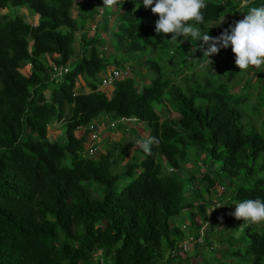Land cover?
I'll return each mask as SVG.
<instances>
[{"label":"trees","instance_id":"trees-1","mask_svg":"<svg viewBox=\"0 0 264 264\" xmlns=\"http://www.w3.org/2000/svg\"><path fill=\"white\" fill-rule=\"evenodd\" d=\"M74 2L0 0V9L40 15L34 26L17 14H0V264H185L195 250L192 242L183 251L191 236L202 237L199 246L212 250L196 230L197 219L214 229L215 217L228 210L224 222H234L239 238L230 263L215 257L213 263L264 264V222L244 223L232 215L235 203L264 199V84L253 85L240 74L235 54L227 50L209 61L199 49L193 53L195 41L174 43L171 33L157 34L158 14L139 6L140 0L117 7L108 39L99 27L84 36L79 60L57 80L55 69L76 54L77 33L100 13L85 3L73 17ZM260 3L252 1L253 7ZM206 5L204 24L189 22L202 32L233 19L213 25V37L251 7L241 8L237 0ZM107 43L118 55L105 54ZM139 56L146 73L137 70L136 77L149 80L141 91L132 77L118 81L113 96L98 91L102 71L124 69ZM27 65L29 76L21 72ZM183 69L194 77H184L181 85L176 78ZM255 77L263 83L264 70ZM242 78L245 85L235 92L232 86ZM79 79L89 93H75ZM253 89L252 110L263 117L262 129L245 122ZM162 106L180 117L162 119ZM102 116L146 123L148 138L156 139L151 155L136 148L126 161L133 142L86 155L87 127ZM56 121L64 125L63 141L47 136ZM116 129L138 138L126 123ZM189 164L198 173L206 168L199 185ZM215 196L227 205L216 207ZM208 207H216L213 214Z\"/></svg>","mask_w":264,"mask_h":264},{"label":"rangeland","instance_id":"rangeland-1","mask_svg":"<svg viewBox=\"0 0 264 264\" xmlns=\"http://www.w3.org/2000/svg\"><path fill=\"white\" fill-rule=\"evenodd\" d=\"M240 1V7L244 8V7H248L251 6L253 7L254 5H252V1L253 0H237V2ZM88 3V5H93L95 6L97 9H99L100 13L94 17V19H92L89 22V25L86 29V31L83 33H77L76 35V41H75V49H76V54L74 56L71 57V60L69 62L68 65H74L77 63V60H79L80 55H81V39L84 38V36L86 37H91L95 34V28L99 27L100 32L102 34L103 37L107 38L109 37V34L113 33L114 30L116 28H114V19H115V14H113L114 11H116L117 7L114 8H107V7H103V0H75L74 2V6L71 10V15L73 17H76L78 14V11L80 10V6ZM88 9V8H87ZM111 9L110 11L112 13H109L108 15H106V11ZM0 14L1 15H6V14H17L19 16H22L24 18V21L26 23L32 24V25H38L39 23V16L37 14H34L32 11H25L21 8H10V10L7 9H0ZM246 13H242L241 17L236 19L234 22L231 21V23L229 25H233L235 22L243 19L245 17ZM14 17V16H13ZM107 18V20L105 19ZM225 19V18H224ZM223 19V21L221 22V24H224L226 21ZM228 20H233V19H228ZM219 24V25H221ZM101 25V26H100ZM219 25H216L217 27ZM228 25V27H229ZM209 26V25H208ZM224 50H227L229 52V54L231 55L232 50L231 47L228 48H222V50L219 51V53L224 52ZM115 52V53H114ZM105 54L106 55H118V53L116 54V51L113 50L112 45H110L109 43H107L105 45ZM206 55V53H205ZM149 56V55H148ZM147 57V56H145ZM144 59L141 56H139L138 58H134V60H130L127 64L126 67L128 68V75L129 77H132L136 80V85L139 89V91L142 90L143 85L147 84L149 82L148 78L145 77H141L138 78L136 77V71L140 70L142 73H146V69L144 67H139L138 64L140 63L141 65H143L144 63ZM115 66H111L110 68H113ZM261 69L264 70V67L259 68V69H255V68H249L247 70H240V74L244 75V77L246 79H250L251 80V84L253 85H257L258 82V87L263 86L264 82L262 83V80L259 79L258 77L255 78V76L257 75V73L259 74V72L261 71ZM21 71L26 75L29 76V74L32 71V68L30 65L24 67L21 69ZM255 71V72H254ZM101 75V74H100ZM184 77H189V81L192 82L194 75L193 74H187L186 70L183 69V73L180 74L176 80L179 84H183L182 79ZM245 78H242L239 81H236L233 86L232 89L236 92L239 91L240 88H242V86H244V82H245ZM60 79V78H58ZM57 79V80H58ZM257 81V82H255ZM77 88L75 90V93H83V94H87L89 93V89L85 88L84 82L79 79L77 81ZM102 91L106 92L107 96H113L115 94L116 89H105V87H101L99 88ZM258 90V88H257ZM252 92H254L253 97H251L248 101H247V105L246 108L249 112V116H247L245 118V122H249V120L253 121L257 127H259L260 129H262L263 125V117H256V114L253 113L252 110V106L255 104V100H256V91L255 89L252 90ZM160 115L162 119H168L170 122L176 121L179 118V115L177 113H175L173 110H171L170 108H168L167 106H162L160 109ZM110 120H112L110 118ZM110 121H108L109 123ZM129 127L131 128H136L137 132H138V138L136 136H133L130 134V131H125L124 133H122V131H116L115 129L113 130V134H110V136L107 137L106 133L105 137H102L103 139V144L105 145L106 142H108L110 148H112L113 150H117L119 149V147L121 146L120 143H124V144H130L132 142L136 140H144L147 139L149 136V126L146 123L140 124L138 122H132L129 123ZM135 126V127H132ZM141 126H143L144 128H142ZM146 128V130H144ZM264 129V127H263ZM63 130H64V125L62 123H60V121H56L54 122L52 125H50L48 127L47 130V136L59 141H63L64 140V136H63ZM83 133L82 129H78L77 134H81ZM123 134V135H122ZM106 138V139H105ZM96 143H85V147L87 148V152L88 149L91 146H95ZM138 148V146L136 147ZM135 147H131L130 148V152H129V156L126 159V161H128L134 150L136 149ZM102 151V150H101ZM193 164H189L186 165V168H188V171L190 172H195L196 175V183L199 185V180L201 178V176L203 175L204 171L206 170V168L202 169L201 172H196L195 170H193ZM217 168V166H214L213 168ZM193 170V171H192ZM219 192L220 189H218ZM213 198V197H212ZM213 202H215L216 204H223V202H219L218 198L215 196L213 198ZM224 207V205H222ZM221 207V206H220ZM234 208V206H233ZM209 209V207L207 208ZM232 209V206L231 208ZM229 213H231L230 210H228ZM208 212H210V209L208 210ZM211 214V213H209ZM184 218L185 221H188L187 218V213L184 214ZM225 218L228 217H224L223 215L219 214L218 216L215 217V227L214 229H212L210 227L209 223H204L202 222L201 219H197V223L199 224V226L196 227V230L199 231L201 234L202 232H204V244L205 243H212L210 244V247H212V250L209 249V244L208 245H203V246H199V244L197 246H195V250H193L192 252L189 253V255L185 258L188 259V261H185V264H201L203 263V261H207L210 264H214L213 263V257L220 259L222 262L224 263H230L231 262V253L235 250V246H236V240L239 238V234L240 232L238 230H235V224L233 221L225 223L224 220ZM188 224V222H186ZM210 223H214L210 222ZM184 230L187 231V229L185 228ZM187 235V234H186ZM215 252V254H214ZM184 257V256H183ZM165 264V263H163Z\"/></svg>","mask_w":264,"mask_h":264},{"label":"clouds","instance_id":"clouds-1","mask_svg":"<svg viewBox=\"0 0 264 264\" xmlns=\"http://www.w3.org/2000/svg\"><path fill=\"white\" fill-rule=\"evenodd\" d=\"M124 2L125 0H103V7H120L124 4ZM141 4L145 9L151 8L152 13L158 14V19L155 22V32L157 34L163 35L171 33L172 35L170 40L174 43L179 42L180 44H183L185 40H189L191 41V43L195 41L196 46L193 49V53L197 49H199L203 52V54L206 53L209 60L210 55L217 54L222 48L231 47V50L233 52L231 54H235V64L239 67L240 70H247L250 67L259 69L262 65H264V3H260L255 7H250L246 11V15L243 19L235 22L233 25H229V27L221 32L219 36L215 37L209 35V29L213 25L221 24L223 19H220L218 22L214 23L209 29L204 32L201 31L200 27H194L189 23L190 21H192L197 25L204 24L205 16L202 10L207 7L206 0H140L139 6ZM189 37L191 39H188ZM197 42L200 43L198 44ZM69 62L67 63V65L55 69L56 74L53 77L58 79L64 76L72 66L68 65ZM110 67L111 66L102 71L100 73L101 75L99 74L101 80L102 75L107 71V69H122L119 67ZM65 68L68 69V71L66 73L59 74V70L61 69V71H63V69ZM126 68L127 67H125L124 70ZM127 77L129 76H124L118 81L124 80ZM118 81H116L114 85L105 87V89H115V85ZM101 87H104L103 80L99 88ZM98 91L102 90L98 89ZM102 92L106 94L105 91ZM109 118L110 117L107 116L105 120L109 121ZM128 120H130L128 123L125 122L126 124H128V126H130L129 123L137 122L135 118H128ZM93 123L96 125L99 124L97 121H94ZM111 123L124 122H120V120H110L108 125L109 128H111ZM88 127L87 130H89ZM97 128L99 129V127ZM115 128L116 126L111 129L114 130ZM100 137L101 134L99 132V138ZM99 138L97 145H99L100 142ZM86 142L88 143V139ZM155 142L156 139L154 137H151L144 140H136L133 143L134 145L138 146L139 149H142L145 154L151 155V145ZM222 205L227 204H219L216 207ZM235 205V211L232 213V215L236 219H243L244 223L249 224H258L264 222V199H247L242 202L235 203ZM215 208H213L211 212Z\"/></svg>","mask_w":264,"mask_h":264},{"label":"built area","instance_id":"built-area-1","mask_svg":"<svg viewBox=\"0 0 264 264\" xmlns=\"http://www.w3.org/2000/svg\"><path fill=\"white\" fill-rule=\"evenodd\" d=\"M264 66V65H262ZM68 71V69H63V71H61V69L59 70V74L61 73H66ZM128 74V68H126L125 70L124 69H118V68H113V69H107V71L102 75V80H103V86L104 87H107V86H111V85H114L116 81L122 79L124 76H127ZM130 120H124V119H121L120 122H129ZM117 125V123H111V128H114L115 126ZM89 137H88V143H96L95 146H91L89 149H88V152H87V148L85 147V154L86 155H89V156H96L97 153L99 152V147L97 145L98 143V138H99V129L97 128V125L92 123L89 127ZM219 205V204H217ZM220 208V206L218 207ZM216 209V208H215ZM212 210V209H211ZM210 210V212H211ZM209 212V213H210ZM225 214L223 213H220L221 215H223L224 217H229L230 216V213L228 211L224 212ZM211 214H213L211 212ZM195 243L194 246H197L198 244H202L203 240H202V237H199L197 239L194 238V236H191L189 238V240H186L184 241L183 243V251H186L188 248L190 249L191 246H189L190 243Z\"/></svg>","mask_w":264,"mask_h":264},{"label":"crops","instance_id":"crops-1","mask_svg":"<svg viewBox=\"0 0 264 264\" xmlns=\"http://www.w3.org/2000/svg\"><path fill=\"white\" fill-rule=\"evenodd\" d=\"M225 21L226 20H228V17H225V19H224ZM102 117H104V118H100V119H98L97 120V122L99 123V124H97V127H99V130H100V134H101V140L103 141V139H102V137H105V134L104 133H106V135H107V137L108 136H110V134H113V132H112V130L113 129H111V128H109L108 127V125H109V123H108V121H106L105 120V118L107 117V116H102ZM109 121H110V118H109ZM112 121V120H111ZM132 127H135V126H132ZM142 127V126H141ZM129 129V128H128ZM128 129H126L125 131H130V130H128ZM116 131H119L118 129H116ZM120 131H122V130H120ZM125 131H122V133H124ZM123 135V134H122ZM106 139V138H105ZM99 153H102L103 152V150L105 149V147L106 148H110L109 146H105L104 144H103V142H102V144H100L99 143ZM137 146H135V148H136ZM102 150V151H101Z\"/></svg>","mask_w":264,"mask_h":264},{"label":"bare ground","instance_id":"bare-ground-1","mask_svg":"<svg viewBox=\"0 0 264 264\" xmlns=\"http://www.w3.org/2000/svg\"><path fill=\"white\" fill-rule=\"evenodd\" d=\"M262 67V66H261ZM255 72V71H254Z\"/></svg>","mask_w":264,"mask_h":264}]
</instances>
